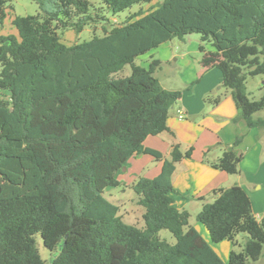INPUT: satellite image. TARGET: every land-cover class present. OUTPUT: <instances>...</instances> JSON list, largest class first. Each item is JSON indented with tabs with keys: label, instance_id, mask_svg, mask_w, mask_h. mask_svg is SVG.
<instances>
[{
	"label": "trees",
	"instance_id": "trees-1",
	"mask_svg": "<svg viewBox=\"0 0 264 264\" xmlns=\"http://www.w3.org/2000/svg\"><path fill=\"white\" fill-rule=\"evenodd\" d=\"M34 1L37 14L13 18L18 36L0 33V264H247L263 257L264 214L255 215L240 184L216 189L197 214L213 242L235 245L244 235L242 250L232 249L227 261L190 223V212L172 205L176 163L193 148L174 144L165 157L144 140L169 129V110L183 90L163 87L159 59L148 66L135 59L172 37L200 33L203 64L220 68L239 117L264 128V117L255 116L264 94L251 99L246 86L248 76L264 74V0H162L123 22L107 12L152 0ZM8 8L12 0H0V28ZM87 26L92 38L62 40L65 30L79 34ZM126 64L131 72L122 76ZM240 141L213 161L207 149L204 161L239 173ZM142 152L162 160V170L132 184L145 208L139 227L103 194L121 184L117 172ZM162 229L176 241L161 238Z\"/></svg>",
	"mask_w": 264,
	"mask_h": 264
},
{
	"label": "crops",
	"instance_id": "crops-1",
	"mask_svg": "<svg viewBox=\"0 0 264 264\" xmlns=\"http://www.w3.org/2000/svg\"><path fill=\"white\" fill-rule=\"evenodd\" d=\"M148 7L141 8L147 12ZM17 14L19 12L13 3V8H8L6 18H9L15 28L13 18ZM1 29L4 30V25L0 31ZM62 40L68 45L76 41L71 37H62ZM200 43L201 40L191 34L175 36L138 56L144 60V66H148L152 59H159L161 65L157 70L169 65L172 70L171 84H165L159 78L161 84L167 89L183 90L181 98L169 110V129L147 136L144 147L157 150L165 157H170L174 144H179L183 151L193 148L191 156L176 163L172 177L175 189L172 193V205L178 209H187L191 214V209L194 208L198 214L205 202H211L218 196L216 189L240 184L250 196L253 212L261 217L264 214V128L251 127L239 117L240 111L231 91L223 84L220 68L203 64ZM206 46L209 50H214L211 43H206ZM215 98H218L217 102H214ZM181 113L185 116L180 117ZM255 116L264 117V110L257 112ZM238 136H241V141L236 148L242 153L239 173H228L204 161L207 149H210L207 158L216 160L222 155L224 147L233 145ZM161 170L162 160L142 152L128 158L117 172L116 179L124 191L133 190L132 184L141 176L156 177ZM114 199L120 214L121 205L117 201L122 198ZM135 199L138 202L137 193ZM144 211L141 208L142 217ZM192 225L217 252L218 244L227 241L233 245L230 240L213 242L208 229L198 219ZM237 238L236 243L239 241ZM232 249H226L227 260Z\"/></svg>",
	"mask_w": 264,
	"mask_h": 264
},
{
	"label": "rangeland",
	"instance_id": "rangeland-1",
	"mask_svg": "<svg viewBox=\"0 0 264 264\" xmlns=\"http://www.w3.org/2000/svg\"><path fill=\"white\" fill-rule=\"evenodd\" d=\"M95 5L101 6L103 5V0H91ZM162 2V0H152L151 3H144V4H136L132 6L129 9H126L118 14L113 15L111 12H107L109 17L112 21L117 22H123L126 17L134 11H138L142 6L148 7L147 9H151L152 7H156ZM13 3L15 4L16 9L18 10L20 15H29V14H37L40 9L38 4L34 0H14ZM4 30L1 29L0 33L4 35L6 32L7 35L13 34L15 36H18L17 29L10 23L9 18H6L4 21ZM97 34L102 35L103 31L101 26H98V29L96 31ZM192 37L201 38L200 33H191ZM93 36V29L89 26H87L81 33L77 34L75 30L73 29H67L63 32L62 37L66 38H75L76 41H84L92 38ZM135 62L137 64H144V60L140 57L135 59ZM131 72V66L130 64H126L124 68L120 71V75L125 76L128 75ZM171 67L169 65H165L164 68L161 70H157L155 75L161 79V81L165 84H171ZM263 82H264V74H258L255 76H248L246 86L247 91L249 94V97L251 99H260L262 95L264 94V88H263ZM108 200L111 202H115L116 198H122L117 203L121 205L120 214L123 216V219L131 224H136L139 227L143 226L145 224L144 219L141 215V208L145 210L144 206H141L136 198V192L134 190H127L124 191L123 187L117 186V187H111L110 189H106L103 194ZM197 222V211L192 208L191 209V216H190V223H196ZM159 235L161 238H164L168 240L171 243H174L176 241V238L174 235L168 230V229H162L159 232ZM36 241L37 246L40 251L41 256L44 259H47L51 256L50 250L45 247L43 243V239L41 235L38 233L36 234ZM237 240L240 243H236L235 245L231 244L230 242H223L222 244H218L217 249L219 252L220 257L223 258L224 261H227V255H226V249L228 247H232L233 249L240 251L242 250L243 244L245 242L244 235L239 234L237 236ZM247 264H264V256L261 257L257 261H248Z\"/></svg>",
	"mask_w": 264,
	"mask_h": 264
},
{
	"label": "water",
	"instance_id": "water-1",
	"mask_svg": "<svg viewBox=\"0 0 264 264\" xmlns=\"http://www.w3.org/2000/svg\"><path fill=\"white\" fill-rule=\"evenodd\" d=\"M263 83H264V82H263ZM111 187H113V185H109V186H107L106 189L108 190V189H110Z\"/></svg>",
	"mask_w": 264,
	"mask_h": 264
},
{
	"label": "built area",
	"instance_id": "built-area-1",
	"mask_svg": "<svg viewBox=\"0 0 264 264\" xmlns=\"http://www.w3.org/2000/svg\"><path fill=\"white\" fill-rule=\"evenodd\" d=\"M184 116H185L184 113H181V114H180V117H184Z\"/></svg>",
	"mask_w": 264,
	"mask_h": 264
}]
</instances>
